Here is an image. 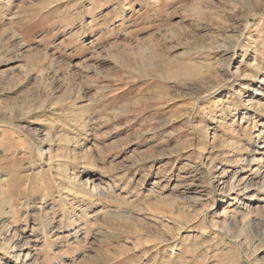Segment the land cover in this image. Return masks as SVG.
<instances>
[{"label":"rangeland","instance_id":"374dc122","mask_svg":"<svg viewBox=\"0 0 264 264\" xmlns=\"http://www.w3.org/2000/svg\"><path fill=\"white\" fill-rule=\"evenodd\" d=\"M262 14L0 0V264H264Z\"/></svg>","mask_w":264,"mask_h":264},{"label":"bare ground","instance_id":"6f19581e","mask_svg":"<svg viewBox=\"0 0 264 264\" xmlns=\"http://www.w3.org/2000/svg\"><path fill=\"white\" fill-rule=\"evenodd\" d=\"M260 5V4H259ZM255 6H253V7H251L250 8V12H254V11H256L257 9L256 8H254ZM256 9V10H255ZM249 12V13H250ZM258 16H257V14H251V19H250V23H252L253 21H256L255 19L257 18ZM260 17H264V14H262V15H260ZM248 23V22H247ZM214 49V48H213ZM212 49V50H213ZM213 58V57H212ZM218 58V57H217ZM211 59V58H210ZM218 60V59H217ZM226 61V60H225ZM221 63V62H220ZM212 65V64H211ZM234 114L235 115H237V113L236 112H234ZM49 138V137H48ZM263 162V161H262ZM232 182L233 181H231V185H232ZM239 183V182H238ZM231 185H230V189L228 190V191H231ZM241 185V184H240ZM263 185H264V175L262 176V179H261V183H260V187H261V189L263 188ZM243 187H245V186H243ZM248 187V186H247ZM98 190H100V187H98ZM225 213V212H224ZM250 213H251V211H249V209H248V206L246 207V209H245V219L246 218H248V216L250 215ZM235 221V220H234ZM244 221V220H243ZM8 233V229L7 228H5V227H3V228H1L0 229V238H1V240H3V242L0 244V250L1 251H7L9 248H11L12 250L13 249H15V248H17V245L16 244H13V245H11V246H9V241H4V239H5V237L6 236H4L3 237V235L5 234H7ZM9 240V239H8ZM12 243V242H11ZM246 243H247V245H250V244H252L251 243V241H246ZM254 251H258V247L257 248H255V250ZM20 256V255H19ZM5 264H7V263H5Z\"/></svg>","mask_w":264,"mask_h":264}]
</instances>
